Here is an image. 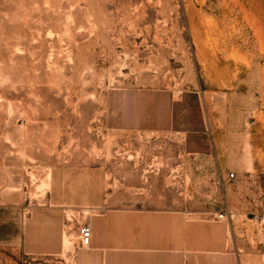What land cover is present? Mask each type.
Returning a JSON list of instances; mask_svg holds the SVG:
<instances>
[{"label":"rangeland","instance_id":"374dc122","mask_svg":"<svg viewBox=\"0 0 264 264\" xmlns=\"http://www.w3.org/2000/svg\"><path fill=\"white\" fill-rule=\"evenodd\" d=\"M56 166H101L111 209L220 224L264 264V0H0V220ZM64 241L0 264H71Z\"/></svg>","mask_w":264,"mask_h":264},{"label":"crops","instance_id":"0c3cea01","mask_svg":"<svg viewBox=\"0 0 264 264\" xmlns=\"http://www.w3.org/2000/svg\"><path fill=\"white\" fill-rule=\"evenodd\" d=\"M107 172L101 166H56L39 201L0 220V244L30 259L63 258L65 237L77 242L71 264H237L224 226L193 220L159 206L110 208ZM84 212L86 214H84ZM70 214V215H68ZM91 238L79 244V226Z\"/></svg>","mask_w":264,"mask_h":264},{"label":"built area","instance_id":"2783aa9c","mask_svg":"<svg viewBox=\"0 0 264 264\" xmlns=\"http://www.w3.org/2000/svg\"><path fill=\"white\" fill-rule=\"evenodd\" d=\"M233 178H234V175L230 173L228 175V180H232ZM222 217L223 215H219L218 219H221ZM78 234H79L80 246L87 247L89 245V241L91 238V228L87 222H84L79 226Z\"/></svg>","mask_w":264,"mask_h":264},{"label":"bare ground","instance_id":"6f19581e","mask_svg":"<svg viewBox=\"0 0 264 264\" xmlns=\"http://www.w3.org/2000/svg\"><path fill=\"white\" fill-rule=\"evenodd\" d=\"M48 178V177H47ZM47 182H48V180H47ZM46 182V185H48V183ZM43 184H44V182H43ZM66 238V237H65ZM64 243H65V241H64ZM65 247V246H64ZM71 247V246H70ZM69 248V247H68Z\"/></svg>","mask_w":264,"mask_h":264}]
</instances>
